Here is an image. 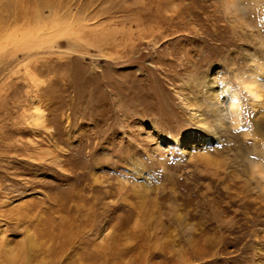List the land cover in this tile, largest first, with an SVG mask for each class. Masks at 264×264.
<instances>
[{"label":"rangeland","instance_id":"rangeland-1","mask_svg":"<svg viewBox=\"0 0 264 264\" xmlns=\"http://www.w3.org/2000/svg\"><path fill=\"white\" fill-rule=\"evenodd\" d=\"M236 5L0 0V264H264V0Z\"/></svg>","mask_w":264,"mask_h":264},{"label":"bare ground","instance_id":"bare-ground-1","mask_svg":"<svg viewBox=\"0 0 264 264\" xmlns=\"http://www.w3.org/2000/svg\"><path fill=\"white\" fill-rule=\"evenodd\" d=\"M227 5L233 6V10L238 9V5H236V0H227ZM258 80L253 75H250L248 78L244 79L242 83L247 95L257 100L262 97V84ZM207 88L211 91L213 88H215V86L214 84L210 85L209 83ZM221 90L224 96L222 99L221 98L217 99L216 93L212 94L211 97L209 96V93H208V96L210 97V101H209L210 102L209 106L211 109L210 117L207 116L205 113H202L201 108L194 115L195 119L200 124L205 126L206 129L213 132L214 135H217V131L219 130L222 132L227 131L226 128L228 126V122H229L228 120L233 121L234 125H236L237 121H239V124H240V121H241L240 115H241L242 97L239 95L238 91L230 84L224 85L221 88ZM185 151H189L188 143H185ZM254 166H255L254 170L255 168L257 169L258 165H254Z\"/></svg>","mask_w":264,"mask_h":264},{"label":"clouds","instance_id":"clouds-1","mask_svg":"<svg viewBox=\"0 0 264 264\" xmlns=\"http://www.w3.org/2000/svg\"><path fill=\"white\" fill-rule=\"evenodd\" d=\"M235 126H236V127H239V121L236 122V125H235Z\"/></svg>","mask_w":264,"mask_h":264},{"label":"snow or ice","instance_id":"snow-or-ice-1","mask_svg":"<svg viewBox=\"0 0 264 264\" xmlns=\"http://www.w3.org/2000/svg\"><path fill=\"white\" fill-rule=\"evenodd\" d=\"M236 130H237V131H241V129H239V128H237Z\"/></svg>","mask_w":264,"mask_h":264}]
</instances>
